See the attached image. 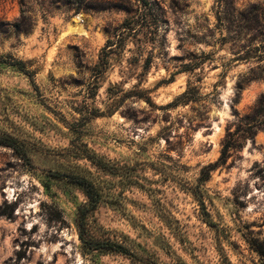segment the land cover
I'll use <instances>...</instances> for the list:
<instances>
[{
	"label": "rangeland",
	"instance_id": "rangeland-1",
	"mask_svg": "<svg viewBox=\"0 0 264 264\" xmlns=\"http://www.w3.org/2000/svg\"><path fill=\"white\" fill-rule=\"evenodd\" d=\"M82 1L0 0V264H264V0Z\"/></svg>",
	"mask_w": 264,
	"mask_h": 264
},
{
	"label": "trees",
	"instance_id": "trees-1",
	"mask_svg": "<svg viewBox=\"0 0 264 264\" xmlns=\"http://www.w3.org/2000/svg\"><path fill=\"white\" fill-rule=\"evenodd\" d=\"M52 5H56L57 7H65L69 8L74 4H77L76 10L79 9V7L82 5V0H49ZM135 2L141 4L142 9L144 11L148 9V7L151 5L148 0H134ZM18 4L20 7V15L22 20H26L28 8L26 7L25 0H18ZM151 7V6H150ZM150 10V8H149ZM14 28L19 31L21 30V27L19 24H15ZM11 61H2L4 63H7L9 65L17 67L21 71H25L26 65L24 62L20 60L13 59L12 57H8ZM27 72V71H25ZM244 121L246 124L250 125V127H258L264 129V97H261L255 107L252 109L251 113L247 115L244 118ZM0 144L10 146V147H16L15 143L13 141L0 138ZM91 158V161L95 164H99L98 160L94 157ZM55 178H64L67 179L70 183L75 184L79 187H81L88 199V202L85 206L79 208L78 215H77V235L78 239L82 245V247L90 249V250H101V251H110L114 253H118L121 255H128L129 251L128 249L119 243L112 242L109 240L102 241L91 238L86 230V219L88 215L93 212L98 204L100 203L101 196L99 194V191L95 187L94 183L84 177L75 176V175H66V174H60V173H54Z\"/></svg>",
	"mask_w": 264,
	"mask_h": 264
}]
</instances>
